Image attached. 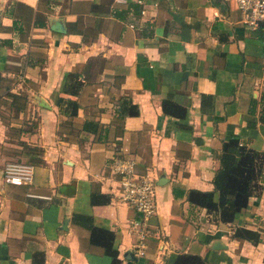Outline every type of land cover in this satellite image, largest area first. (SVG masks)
Here are the masks:
<instances>
[{
    "label": "crops",
    "instance_id": "crops-1",
    "mask_svg": "<svg viewBox=\"0 0 264 264\" xmlns=\"http://www.w3.org/2000/svg\"><path fill=\"white\" fill-rule=\"evenodd\" d=\"M241 18L236 0H0V264H111L75 213L112 230L119 264H175L182 253L264 264V168L259 195L231 222L188 200L191 188H214L224 141L264 151V34ZM165 98L186 116L164 113ZM22 142L43 162H29ZM115 156L155 178L143 255L128 228L139 213L116 195ZM10 162L29 164L31 181L6 182ZM237 226L259 241L234 236Z\"/></svg>",
    "mask_w": 264,
    "mask_h": 264
},
{
    "label": "trees",
    "instance_id": "trees-1",
    "mask_svg": "<svg viewBox=\"0 0 264 264\" xmlns=\"http://www.w3.org/2000/svg\"><path fill=\"white\" fill-rule=\"evenodd\" d=\"M264 24L256 27L258 35L263 36ZM68 76H73L68 73ZM65 92H71L68 85L64 86ZM66 106L74 104L73 99H66ZM129 113H137L136 106ZM162 110L177 118H184L187 110L184 106L175 101L165 98L161 102ZM254 101L250 112L255 110ZM259 119L264 122V104H262ZM23 148H26L31 163H42L43 159L37 155L41 149L37 146H30L22 142ZM262 153L252 147H247L239 142L237 137H232L223 142L222 151L219 154V167L213 176L214 188L212 190H201L191 188L188 191V200L194 204L200 205L206 209L208 214L213 215L217 220L222 222H231L234 220L236 213L247 205L249 197L259 195L261 185L258 181L260 174L263 172ZM217 197H214V193ZM73 217L80 219L90 230V242L99 245L103 251L112 258L111 264H119L118 250L113 247V232L110 229L96 227L92 224L91 218L87 214L75 213ZM233 235L245 238L253 243L260 239L257 230L243 226L235 227ZM264 260V255H263ZM175 264H206V261L198 254L182 253L175 259Z\"/></svg>",
    "mask_w": 264,
    "mask_h": 264
},
{
    "label": "built area",
    "instance_id": "built-area-1",
    "mask_svg": "<svg viewBox=\"0 0 264 264\" xmlns=\"http://www.w3.org/2000/svg\"><path fill=\"white\" fill-rule=\"evenodd\" d=\"M236 3L246 25L257 27L264 24V0H236ZM136 164V159L132 157L115 156L109 168L118 181L117 198L139 213L138 218L130 221L128 228L136 236V253L143 255L150 233V218L156 211L155 178L149 170L138 171ZM262 166L264 168V151ZM3 178L11 183L30 182L32 170L29 164L10 162L3 169Z\"/></svg>",
    "mask_w": 264,
    "mask_h": 264
}]
</instances>
